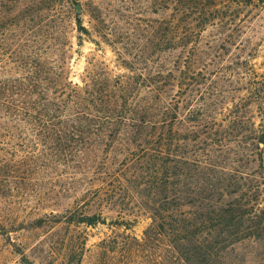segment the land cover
I'll use <instances>...</instances> for the list:
<instances>
[{"label": "rangeland", "instance_id": "1", "mask_svg": "<svg viewBox=\"0 0 264 264\" xmlns=\"http://www.w3.org/2000/svg\"><path fill=\"white\" fill-rule=\"evenodd\" d=\"M185 2L0 0V264H264V0Z\"/></svg>", "mask_w": 264, "mask_h": 264}, {"label": "trees", "instance_id": "2", "mask_svg": "<svg viewBox=\"0 0 264 264\" xmlns=\"http://www.w3.org/2000/svg\"><path fill=\"white\" fill-rule=\"evenodd\" d=\"M170 1H175L177 2V6L175 7L176 11L177 12H182L185 14H188V13H194L196 14L195 10H197L198 13H200V8L198 7L199 5H203V4H197V3H194V4H191V3H186L185 1L186 0H170ZM180 3V4H179ZM211 6V7H209ZM203 7V6H202ZM205 8H215L216 5L215 4H211V5H207V6H204ZM195 9V10H194ZM199 9V11H198ZM81 10V7L80 5H77L76 6V11H80ZM202 15H204V11L202 9L201 11ZM80 25V28L81 30H86L84 29V27H81V24ZM108 122L112 121V118H108L106 119ZM52 121V119H51ZM47 125L48 124H51L50 122L46 123ZM46 126V125H45ZM248 207V204H246L244 201L242 200H233V201H230L224 205H220L219 207H217L220 211H221V214H225V217L228 221H233L235 220V218L237 217V215L240 213V215H244V214H247L248 210H246ZM250 208V207H249ZM184 218L185 219H179L176 223L175 226L173 227H169V228H166L164 225V221L166 220L165 216L163 214H158V213H155V218H154V221L157 225L155 230H156V233H158V235H160V237H164V236H175L176 238H178V250L180 251L181 250V247L182 245L180 246V241L184 240V238H187L188 240L190 239V237H195L197 235H199L200 233H198L197 231L195 230H192L193 227L196 226V219H195V222H193L194 220L191 219L190 217H188L187 215L185 216L184 215ZM100 220V217H97V216H90V217H86L85 219V223L89 224V225H95L99 222ZM160 220V221H158ZM204 223V220L202 221ZM159 227V228H158ZM152 229V228H151ZM166 233L165 235L164 234H161V233ZM184 235H186V237H184ZM181 237V238H180ZM188 254L190 255L191 253H187L186 256L183 257V260H184V263L185 264H198L199 263V258L196 259V257H192V254L190 256H188Z\"/></svg>", "mask_w": 264, "mask_h": 264}]
</instances>
